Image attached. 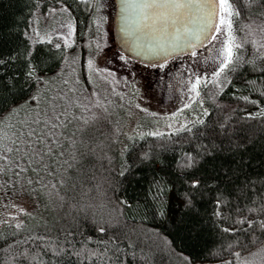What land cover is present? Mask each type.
<instances>
[{
	"label": "trees",
	"instance_id": "1",
	"mask_svg": "<svg viewBox=\"0 0 264 264\" xmlns=\"http://www.w3.org/2000/svg\"><path fill=\"white\" fill-rule=\"evenodd\" d=\"M66 4L70 16L51 11L60 7L58 0H0V56L7 59L17 45L27 43L44 54L53 82L73 72V84L82 92L56 130L48 169L26 176L23 188L12 186L11 172L4 176L6 191L26 199L28 207L18 217L19 228L14 222L0 224V264H101V241L114 234L124 241L119 264H239L264 242L260 229L244 231L246 225L236 223L264 218V213L249 211L264 206V114H249L264 105V0L234 5L239 15L232 18V32L243 45L239 55L244 62L228 75L231 83L223 89L212 83L200 86L198 97L207 115L188 122L191 131L181 128L158 136L127 134L128 120L116 118L108 103L101 105L102 91L88 75L90 57L102 50L125 56L113 39L114 0ZM61 23L72 25L71 36ZM12 72L0 69V100L12 108L13 97H20L26 113H0V121L20 119L10 128L44 108L46 102L39 106L38 100L52 87L29 92L23 78L10 76ZM33 94L37 101L24 105ZM84 143L95 151L88 152ZM189 155L196 156L200 175L208 178L206 187L193 192V207L183 204L192 191L184 179ZM218 210L222 217L214 214ZM100 226L105 233L98 231ZM226 227L236 231L226 233ZM36 235L45 240L30 239Z\"/></svg>",
	"mask_w": 264,
	"mask_h": 264
},
{
	"label": "snow or ice",
	"instance_id": "2",
	"mask_svg": "<svg viewBox=\"0 0 264 264\" xmlns=\"http://www.w3.org/2000/svg\"><path fill=\"white\" fill-rule=\"evenodd\" d=\"M76 2L87 3V0H76ZM96 2L99 3V0H96ZM236 2L237 0H122L121 11L124 13L122 16L124 23L121 31L127 36H133L136 40L147 39L149 42L154 41L155 46L150 48V51L154 56L163 58L164 62L150 66L160 70L165 69L167 57L171 52L177 49L180 51L196 49L207 41L211 45L214 55L205 57V62L215 64L216 68L212 72L211 79L207 75H200L194 72V79L189 91L199 95L198 89L200 86L203 84L207 87L209 83L223 89L226 84L231 83L227 79L228 75L235 71L239 63L244 62L239 55V50L243 45L235 41L232 32V18L239 15L238 11H234ZM58 3H60V7L51 9V11L54 14L68 13L70 16V8L67 6L66 0H58ZM250 3H256V0H250ZM217 16H219V22L214 24V17ZM60 27L69 29L68 36L73 34L71 24L61 23ZM29 34L25 33L26 36ZM209 35H211V39H209ZM221 36L225 37V39L220 40ZM61 38L64 39L66 46H71L68 44L66 37L61 36ZM214 41L216 43H213ZM47 42L51 43L52 41L48 40ZM22 46L24 48L23 52L20 51ZM60 47L59 43L56 44L57 49ZM191 55L195 57L197 52L193 50ZM120 59L124 60V57L121 56ZM261 59H264V57ZM44 62V54L32 50L25 43L12 49L8 53L7 59L0 56V69L4 67L13 68L14 72L10 73V76L23 78L24 83L28 84L29 92L33 88L38 92L39 87L37 86L51 85L53 82V77L48 75L52 70L51 68H45ZM91 63L89 61V67H91ZM97 72H107L109 76H115V73L109 70L98 69ZM2 79L3 77L0 76V80ZM249 83H255V81ZM64 84L67 85L68 81L65 80ZM4 90H7L6 86ZM49 90L51 91V89ZM66 95H61V89H56L51 96L45 94L47 103L44 108L34 111L33 114L13 125L10 129L0 128V176H6L11 172L9 179L12 182V186L19 183L20 187L23 188L25 187L24 178L26 176H29V174L39 176L41 172L48 169L53 145L56 142V130L61 126L59 121L67 113V108L62 102ZM243 99L249 100L248 97H243ZM19 100L20 97H13L11 103L14 107L12 108H7L5 106L6 102L0 100V113L7 111L11 115L18 110H23ZM36 101L37 96L33 94L25 98L23 104L29 105ZM252 102L254 103V101ZM96 106L100 107L101 105L97 102ZM187 107L189 105L185 104V108ZM205 115H207L206 112ZM84 122L85 124L88 123L87 120ZM183 128L191 131L186 125ZM148 135L158 136L161 133L154 132L148 133ZM84 148L88 152L95 151L87 143H84ZM196 155H199V153ZM197 163L196 156L189 155L183 166L186 170L184 179L188 183L189 189L192 190L189 192L188 199L183 201V204L187 207L194 206L195 196L193 192L206 187V180L208 179L200 175V168L197 167ZM123 174L122 172L121 175ZM211 179L215 180L216 178L212 177ZM26 183L31 185L33 180L29 177ZM249 199H251L250 196ZM261 204L264 205V198H262ZM216 208L220 209L219 199L216 200ZM249 211L264 213V206L259 209L252 208ZM214 214L217 217L223 216L222 211L219 210ZM236 223L246 225L244 231L255 232L256 229H260L264 233V218L257 220L252 217H246L236 221ZM20 226V224L16 225L17 228ZM223 230L226 233H234L236 231L234 227H226ZM98 231L103 234L106 232V228L100 226ZM30 239L43 242L45 236L36 235L30 237ZM253 242L259 243V237L254 236ZM123 244L124 241L121 238V234H114L107 241H101V264H104L105 260L108 261V264H113L112 258H114L115 264H119L120 249ZM135 246H139L138 242ZM127 247L131 248L133 244L129 243ZM234 255L239 260L240 253H235ZM18 264H20V261H18ZM227 264H234V262L229 261Z\"/></svg>",
	"mask_w": 264,
	"mask_h": 264
},
{
	"label": "rangeland",
	"instance_id": "3",
	"mask_svg": "<svg viewBox=\"0 0 264 264\" xmlns=\"http://www.w3.org/2000/svg\"><path fill=\"white\" fill-rule=\"evenodd\" d=\"M92 1L87 0L88 5H91ZM223 39L225 37L221 36L220 40ZM196 52L195 57L188 54L172 58L167 62L165 69L160 70L131 60L108 48L90 57L92 63L88 75L102 91L101 97L105 99L104 101H109L101 100V105L108 103L116 118L128 120L127 134L170 132L183 128L188 122L198 119L206 112L201 98L190 92L189 88L194 79V72L211 78L216 65L206 63L205 57L214 55V52L208 43ZM121 56L124 60L120 59ZM98 69L109 70L115 73V76H109L107 72L98 73ZM73 75V72H70L55 80L47 94L51 96L56 89H61L62 96L67 94L62 101L67 111L70 104L75 100L79 103L82 96V92L73 84L75 79ZM65 80L68 81L67 85L64 84ZM96 96L98 98V95ZM38 102L39 106L47 103L45 97H40ZM185 104L189 107L185 108ZM20 112L22 115L26 113L24 110ZM249 114H264V105ZM65 116L59 121L60 125ZM13 117L1 120L0 128L9 129L14 120L20 121ZM5 183V177L0 176V224L1 222L19 224L21 220L18 217L25 212L28 202L18 197L17 193L7 192ZM239 264H264V242L248 253Z\"/></svg>",
	"mask_w": 264,
	"mask_h": 264
},
{
	"label": "water",
	"instance_id": "4",
	"mask_svg": "<svg viewBox=\"0 0 264 264\" xmlns=\"http://www.w3.org/2000/svg\"><path fill=\"white\" fill-rule=\"evenodd\" d=\"M114 4L115 11L113 15L112 33L117 49L121 51L125 56L143 64L152 65L163 63V58L154 56L150 51V48H153L155 46L154 41L149 42L147 39L136 40L133 36H127L124 32L121 31L122 25L124 23L122 20V16L124 15V13H122L121 11L122 0H114ZM217 21L218 16L214 17L213 23L215 24L217 23ZM209 39H211V35H209ZM207 43L208 42L205 41L204 45H201L196 49H185L184 51H180L179 49H177L176 51L171 52V54L167 57V61L178 56L191 54V51H197L203 48Z\"/></svg>",
	"mask_w": 264,
	"mask_h": 264
}]
</instances>
